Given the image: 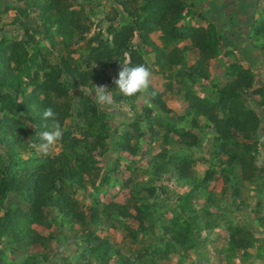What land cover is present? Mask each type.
<instances>
[{"label": "trees", "instance_id": "16d2710c", "mask_svg": "<svg viewBox=\"0 0 264 264\" xmlns=\"http://www.w3.org/2000/svg\"><path fill=\"white\" fill-rule=\"evenodd\" d=\"M203 2L0 0V264H181L215 229L226 232L227 251L249 248L247 221L264 225V111L247 101L264 108V70L253 72L247 52L238 59L235 14L216 19ZM243 21L248 47L264 49V9ZM221 53L231 59L223 82L211 72ZM126 56L154 66L185 111L151 85L118 94L112 75ZM95 85L112 89V106L127 103L130 117L113 123L119 112L95 103ZM47 107L63 137L43 154L35 132L50 124ZM115 187L128 192L124 202L100 198ZM109 228L124 232L126 250L102 234Z\"/></svg>", "mask_w": 264, "mask_h": 264}, {"label": "rangeland", "instance_id": "374dc122", "mask_svg": "<svg viewBox=\"0 0 264 264\" xmlns=\"http://www.w3.org/2000/svg\"><path fill=\"white\" fill-rule=\"evenodd\" d=\"M103 1V0H102ZM200 1H205L203 3H206L208 5L207 9L208 8H211L212 11L214 12V14H210L211 17L213 15H217V12H218V9L215 8V7H219L222 9L223 8V5H220V4H216L217 2H222L223 0H200ZM233 2L231 3L234 5L239 2L238 0L235 1V0H232ZM238 4V3H237ZM232 5L231 7L228 8V10H230L232 8ZM106 6V5H105ZM104 6V7H105ZM238 6H246L247 9H251L253 6V11L256 12L258 8H261L262 10L264 9V0H245L244 2H240V5ZM106 7H109V4L108 6ZM215 10V11H214ZM252 10V9H251ZM217 11V12H216ZM252 11V13H254ZM237 12V11H236ZM236 12H234L233 14H235L234 18L232 19V23L234 24L233 25V28H236L238 26V28L236 29H239V31H235L234 30V38L236 39L237 41V45L238 44H242L240 47H239V51L238 52V59L243 61V59H241V53H249L250 57L246 56V58L248 59L249 62H251V64H253L254 67L253 68V72H255L256 75H258V72H259V69H257L258 67L262 68V70H264V49H262L260 46H258L257 48L253 47V48H249L248 47V44L246 43L247 41H249V38H247L248 36V28H249V23H247V25H245L243 28H239L241 26V22H237L238 19L236 18ZM13 11L9 12V14H7V16L4 17V22H8L10 23V20H11V16L13 15ZM208 13V12H207ZM209 14V13H208ZM222 16V15H221ZM256 16H258V13H256ZM248 17V16H247ZM261 17V16H260ZM200 21V22H199ZM193 24L194 23H204V20H199V19H194L191 21ZM240 25V26H239ZM1 26V24H0ZM11 28L12 29V25L9 24L6 26V28ZM252 29V28H251ZM226 31V35L228 36V40H230V37L231 35L229 34V32L227 30ZM241 32V33H240ZM14 34H17V31H13ZM237 33V35H236ZM249 33H252L251 30ZM151 37L153 39H155L157 41V36H156V33H152L151 34ZM189 43L188 40L186 41H182L181 44L183 43ZM230 43V41H228ZM234 47V46H233ZM246 47V48H244ZM238 50V49H237ZM255 58V60H251L250 58ZM148 59H149V62L152 61L153 59V54H148ZM231 59H227L225 56H223V54H219V56L217 57H214L211 59V72L213 75H216L217 77H219V80L220 81H224V77H223V72H224V64L225 61H229ZM257 61V62H255ZM246 63V62H245ZM263 63V64H262ZM151 69V72H152V75H151V86H153L156 90H158L159 92H164L165 93V99L167 101V104L170 108H172L175 112H184L187 105L185 103V101L182 100V94L181 93H169L167 89H165V82H166V79L162 77V75L160 73H158L156 71V68L154 66H151L150 67ZM113 69H109L108 72L112 75L114 72H112ZM120 71V65H118V72ZM112 79L114 80L113 78V75H112ZM257 80H260L258 77H257ZM194 88L197 89L198 88V85H194ZM255 99H258V96H254ZM247 105H249L251 108H254L259 114H261L263 111H264V108L261 107V106H257L255 107L256 105H254L252 102H248L247 101ZM106 107H110L111 110L115 111V110H118L119 114L113 119V123H118L121 119H123V116L125 114V116L128 118L130 117V110H129V105L127 103H124L116 108H114V106H106ZM127 113V114H126ZM210 147V142H206L204 145H203V148H204V152L207 154L208 153V149ZM259 150L261 152H263V146L262 144H260L258 146ZM55 149H53V151H55ZM200 155V152L196 153L195 156L198 157ZM264 154H261L260 157H263ZM198 168L199 171H202L205 167H206V164H200V162H198ZM260 165H262L264 167V162L261 160V163ZM127 175V174H126ZM125 175V176H126ZM165 181V184L167 185V188H174L176 189L177 191L181 192V191H184V188H180L179 185H177L174 180H169L168 178L165 177L164 179ZM223 184V181L221 179H218L214 182V189L216 192H219L220 189H221V186ZM115 193V194H114ZM128 196V192L126 190H119L117 189V187H115L114 189H110L108 190V192L106 193V195H103L102 193L100 194V198L103 200V201H116V202H124L126 200ZM165 196L166 194L165 193H162L158 196L157 200H158V203H163L164 199H165ZM78 197H82V193H79L78 194ZM88 201V199H86V202ZM169 203H170V200H167L166 201V204L165 205V209L168 210V212H165L166 216H170V212H169V208H166L167 206L169 207ZM253 215L252 214L250 217L253 218ZM257 216V215H255ZM241 218V217H240ZM251 219V218H250ZM251 231H252V228H251ZM225 232V231H224ZM104 233H107V235H109L112 240H115L117 243H119V245L124 249L126 250V245H127V242L125 241V239L123 238V234L124 232L120 230H116V229H112V228H109L106 230V232H103L102 234ZM206 234L207 232L205 230L202 231V234ZM208 235V233H207ZM226 236V232H225V235ZM54 245V244H53ZM210 247V246H209ZM208 247V248H209ZM199 250V249H198ZM60 251L64 254V255H68L70 253V248H61Z\"/></svg>", "mask_w": 264, "mask_h": 264}, {"label": "crops", "instance_id": "0c3cea01", "mask_svg": "<svg viewBox=\"0 0 264 264\" xmlns=\"http://www.w3.org/2000/svg\"><path fill=\"white\" fill-rule=\"evenodd\" d=\"M237 1V0H235ZM237 2L235 5L231 4L232 0H223L221 3L217 2L216 4L223 5L221 9L219 7H215L218 9L217 15H213L212 17H218L220 20L224 15L227 18L232 19V15L236 12V18L238 19V23L241 22V26L239 28H243L245 26V18L248 15L252 14L253 9H247L246 6H238L240 5V1ZM245 0H242L244 2ZM247 1V0H246ZM255 1V0H253ZM232 8L228 10L229 7ZM214 14V12H212ZM211 14V15H212ZM210 15V16H211ZM217 19V18H216ZM227 21V20H226ZM230 21V20H229ZM225 22V21H224ZM228 22V21H227ZM229 23L223 25L224 30L230 31L229 29L231 26L227 27ZM233 27V25H232ZM238 28V26L236 27ZM233 28L231 31L234 34V30H238ZM241 33V32H240ZM230 34V32H229ZM237 35V33H236ZM184 44H187L184 42ZM243 44V43H242ZM241 44V45H242ZM247 227L252 228V234L254 241L249 246L243 250L242 248L237 251H227L226 250V242H225V232L223 229L214 230L205 234H202L199 238L200 241V248L199 250L194 253H185V257L181 258V264H264V225L259 222L258 220H248ZM227 235V234H226ZM210 246V247H209ZM209 247V248H208ZM175 260L171 262V264H175Z\"/></svg>", "mask_w": 264, "mask_h": 264}, {"label": "clouds", "instance_id": "9594fccd", "mask_svg": "<svg viewBox=\"0 0 264 264\" xmlns=\"http://www.w3.org/2000/svg\"><path fill=\"white\" fill-rule=\"evenodd\" d=\"M121 63L122 68L118 73V78L113 80L118 94L123 97H133L137 94L146 93L151 84L152 72L150 67L146 63L131 65L127 56ZM95 103L99 106H112L114 104L112 89L107 85H95ZM42 116L44 120H50V124H45L44 130L36 131L35 135L40 141L39 148L43 154H48L62 140L63 129L58 113L52 107H47ZM260 163L261 160L258 158L257 165L259 166Z\"/></svg>", "mask_w": 264, "mask_h": 264}]
</instances>
